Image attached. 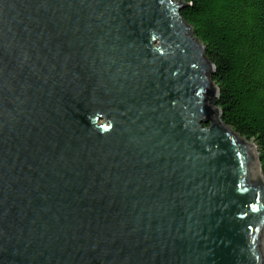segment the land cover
Masks as SVG:
<instances>
[{
  "label": "water",
  "instance_id": "water-1",
  "mask_svg": "<svg viewBox=\"0 0 264 264\" xmlns=\"http://www.w3.org/2000/svg\"><path fill=\"white\" fill-rule=\"evenodd\" d=\"M180 7L0 0V264H264L257 148Z\"/></svg>",
  "mask_w": 264,
  "mask_h": 264
},
{
  "label": "trees",
  "instance_id": "trees-1",
  "mask_svg": "<svg viewBox=\"0 0 264 264\" xmlns=\"http://www.w3.org/2000/svg\"><path fill=\"white\" fill-rule=\"evenodd\" d=\"M211 65L213 109L257 148L264 178V0H178Z\"/></svg>",
  "mask_w": 264,
  "mask_h": 264
},
{
  "label": "rangeland",
  "instance_id": "rangeland-1",
  "mask_svg": "<svg viewBox=\"0 0 264 264\" xmlns=\"http://www.w3.org/2000/svg\"><path fill=\"white\" fill-rule=\"evenodd\" d=\"M176 2L178 1V0H175Z\"/></svg>",
  "mask_w": 264,
  "mask_h": 264
}]
</instances>
